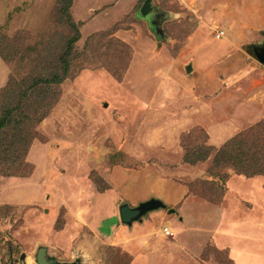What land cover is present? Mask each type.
<instances>
[{"label":"rangeland","instance_id":"obj_1","mask_svg":"<svg viewBox=\"0 0 264 264\" xmlns=\"http://www.w3.org/2000/svg\"><path fill=\"white\" fill-rule=\"evenodd\" d=\"M145 1L73 0L81 37L69 77L20 106L19 87L56 71L75 32L60 0H0V96L22 114L47 111L16 133L27 138L14 141L6 153L17 160L0 171V264H38L41 248L64 264L81 257L85 264H236L216 235L226 234V224L248 228L252 219L259 228L250 239L264 264V62L256 54L264 47V0H152L142 18ZM192 151L208 154L192 164L185 161ZM11 162L0 158V168ZM128 168L138 170L133 185L183 184L202 205L235 218L205 220L195 210L191 242L177 237H185L182 229L161 232L168 219L190 218L181 211L185 199L168 206L177 213L161 209L124 223L122 193L110 195L112 212L101 206L110 196L98 199L112 189L114 169ZM236 178L249 195L229 193ZM160 186L152 193L179 191ZM95 198L98 224L79 208Z\"/></svg>","mask_w":264,"mask_h":264},{"label":"crops","instance_id":"obj_2","mask_svg":"<svg viewBox=\"0 0 264 264\" xmlns=\"http://www.w3.org/2000/svg\"><path fill=\"white\" fill-rule=\"evenodd\" d=\"M141 175L144 174L145 175V170H143L142 168V172H140ZM134 175L137 177L138 176V170L137 169H131L128 168L127 170H121V169H114V171L112 172L111 178H110V186L112 187V189L110 191H108L107 193H105L102 197L100 196V199H98L99 203L101 200H103L106 196H110L113 195L112 193H115L116 195L118 194L119 196L121 195L120 193H122L124 195L125 198L121 197L122 200V205L127 204L132 208H136L141 206L142 204H145L146 202L152 200V199H156V200H160L163 201L164 206L155 209L153 212L151 210H147L145 213H150V214H157L158 212L161 211V209H167L168 206L172 205V204H176L179 203L182 199H185V204L183 205L181 211L185 214L190 216V218L184 219V216H181V218L178 219V221L174 222L175 220L173 219H168V222L171 225V230H177V229H182V231H186L185 233V237H181V235H177L178 238H180L181 240H185L187 241V239H189V241L191 242L193 239V234L191 232L192 227L196 228L198 221L195 219V210L199 211L200 213H203L201 215L200 218H205V220L208 219H212L215 216L222 214L221 216L224 215V217L226 219H230L233 220L235 218L234 214L229 210V209H223V208H219V207H212V206H208L207 204L202 205L200 202L197 201L196 196L194 195V193L192 192V189L186 185L183 184H177V183H172L170 181L167 182H156L154 181H150L148 180L145 184L153 183L151 184V186L147 185L145 186L143 182L137 180V185H133L132 183H130L129 181L132 180L134 177ZM131 177V178H130ZM130 178V179H129ZM153 180V179H152ZM229 180V178H228ZM227 180V182H228ZM134 181V180H133ZM235 182H228V185L230 186V192L232 193V196H238V195H247L249 192L245 189V187H247V182H244V180H239V178H236L234 180ZM162 185L163 187L160 186V188H178L179 187V191L178 193L174 196V197H164L161 193V196L159 195H155L152 193V187H154L155 189L157 188V186ZM65 187V186H64ZM57 188H60L59 186ZM154 189V190H155ZM191 189V190H190ZM68 189H66L65 191H67ZM157 190V189H156ZM120 192V193H119ZM64 193V192H62ZM163 193V192H162ZM193 193V194H192ZM228 193V194H229ZM249 195V194H248ZM93 199V198H92ZM95 201L96 198L87 206V208H81V211H84L85 209L89 211V214L91 212H94L93 215H89L93 220V223H97L98 221L97 219L100 218L99 217H95V214L97 213V210H100L98 208V206H95ZM110 204H114V200L111 198L108 199V202H103L102 206V210H104V212H112ZM90 205H93V207H90ZM121 205V206H122ZM202 205V206H201ZM120 206V207H121ZM100 207V206H99ZM108 207V209H106ZM114 207V205H113ZM199 207V209H198ZM170 213H177V210L174 208H168ZM79 210V211H80ZM153 212V213H152ZM144 213V214H145ZM78 214V213H77ZM82 215V221H84L85 217L83 212H81ZM97 214H102V212L100 211ZM144 214H142L139 219L134 220L132 223H136L139 221H142V218L144 216ZM206 214V216H205ZM121 216V215H120ZM253 216V213L250 217ZM219 217V216H218ZM220 219L224 220V218L220 217ZM254 221L252 219V223L249 224V227L247 228V225H242L239 227H235V229H231L229 227V224H226L228 228H224L226 232V234L220 236V234L216 235L217 237V241L219 243L220 247H223L224 249H228L234 256H235V261L236 264H257V260L258 258H260V255L258 256V253H260L261 248H258V244H255L254 241H252L251 239H254L257 235H256V230L259 228L258 225L256 226L254 224ZM174 222V224H173ZM125 223V222H124ZM132 223H127V224H132ZM228 223V222H227ZM247 224V223H246ZM96 224H94L95 226ZM218 229H221L222 226H216ZM215 227V228H216ZM120 229H123V226L121 224V226L119 227ZM173 228V229H172ZM148 229V228H147ZM152 229V228H151ZM127 232V229L125 230ZM161 232H163L165 235H167L164 232V227L162 228ZM118 232L115 230V225L111 228V230L109 231L110 235H106V240L108 242H114L116 239V234ZM246 235H248V238H246ZM250 237H252L250 239ZM259 237V236H258ZM187 238V239H186ZM203 240L202 236H199L197 238V240H194V245L197 246V244ZM254 243V244H253ZM189 244V242H188ZM258 251V253H256ZM49 257V256H48ZM57 264H64L63 262H58L56 259H54ZM86 260L84 258H79L78 260H76V262L74 264H85ZM66 264V263H65ZM73 264V263H70Z\"/></svg>","mask_w":264,"mask_h":264},{"label":"trees","instance_id":"obj_3","mask_svg":"<svg viewBox=\"0 0 264 264\" xmlns=\"http://www.w3.org/2000/svg\"><path fill=\"white\" fill-rule=\"evenodd\" d=\"M60 11L62 13V16L65 15L66 19L68 20V24L72 27V29L75 32V35L73 37H71L68 40L67 43V53L63 58L59 59V65H57V67L55 66L56 71H53L47 75H39L37 76V78L33 81H26L25 85L23 86L24 90L21 91L20 89L22 87H19V91L16 92V96L19 97V105L21 106L22 104H25V102L27 100H29L31 98L32 95H34L35 97H41L44 96L46 93L48 94L50 89H55L56 87L60 84H62L68 77L70 74V58L72 56V47L73 45H75V43L80 39L81 37V32L79 30V24H77L74 19L72 18L71 14H70V9L72 7L73 4V0H60ZM33 79V78H32ZM48 90H45L47 89ZM50 88V89H49ZM11 90V89H10ZM5 103H4V102ZM22 101V103H21ZM0 158L3 159L4 163H7V161L11 160L12 162L10 163V165H6L3 166L2 168H0V171H5L8 170L10 168V166L13 165V163L17 160L16 157L15 159L12 157V154H8L6 153L7 150L9 148H11V145L14 144L15 140H19V141H23L26 140L27 135L23 134V135H17L16 133H21L24 132L25 130H27L30 125H33L34 123L42 120V118L45 117V115L47 114V111H43L41 113H35V116H33L32 114H22L23 112L21 110H19L18 105L14 104L12 105V100L10 99V101H8V98H3L0 96ZM19 115H21V118H17L20 117ZM14 131L13 135L14 137L11 138H5L4 134L9 132V131ZM235 140V139H234ZM229 143L225 144L223 148L225 147H229V146H233V143ZM29 146H27V148H25L26 150L22 153L23 155H21L19 161L20 164L22 165V162H24V157L25 155L28 154L29 152ZM29 149V150H28ZM10 150V149H9ZM208 153L205 154H201L198 152H190L187 154L185 161L188 163H192L194 164L198 159H201L203 157H206ZM248 155V153H247ZM227 157V156H225ZM230 161V160H229ZM224 162V158H221V160H218V163ZM1 167V166H0ZM14 171V170H13ZM18 171V170H17ZM228 179V178H227ZM205 181H211L210 179H206ZM146 204L150 205L149 209H155L157 207H161L164 206V204L162 203V201L160 200H156V199H152L148 202H146Z\"/></svg>","mask_w":264,"mask_h":264},{"label":"water","instance_id":"obj_4","mask_svg":"<svg viewBox=\"0 0 264 264\" xmlns=\"http://www.w3.org/2000/svg\"><path fill=\"white\" fill-rule=\"evenodd\" d=\"M152 0H146L142 8L139 11V16L144 18L151 11ZM256 54L262 62H264V49L256 48ZM192 67L189 66L188 70H191ZM149 204H142L139 207L132 208L127 204H124L120 207L121 220L125 223H132L134 220L139 219V217L144 214L147 210H150ZM38 264H57L54 259H50L47 256L45 248H41L37 255Z\"/></svg>","mask_w":264,"mask_h":264},{"label":"built area","instance_id":"obj_5","mask_svg":"<svg viewBox=\"0 0 264 264\" xmlns=\"http://www.w3.org/2000/svg\"><path fill=\"white\" fill-rule=\"evenodd\" d=\"M164 232L169 235V234H173V232L171 231V229L167 226V227H164Z\"/></svg>","mask_w":264,"mask_h":264},{"label":"flooded vegetation","instance_id":"obj_6","mask_svg":"<svg viewBox=\"0 0 264 264\" xmlns=\"http://www.w3.org/2000/svg\"><path fill=\"white\" fill-rule=\"evenodd\" d=\"M261 49H264V47H263V48H261Z\"/></svg>","mask_w":264,"mask_h":264}]
</instances>
